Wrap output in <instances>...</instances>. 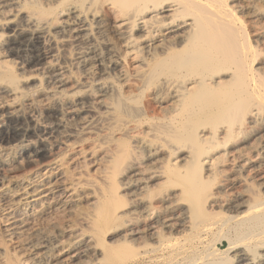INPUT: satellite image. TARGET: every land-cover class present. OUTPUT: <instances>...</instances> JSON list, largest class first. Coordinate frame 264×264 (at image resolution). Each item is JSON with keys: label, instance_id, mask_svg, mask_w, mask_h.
<instances>
[{"label": "bare ground", "instance_id": "bare-ground-1", "mask_svg": "<svg viewBox=\"0 0 264 264\" xmlns=\"http://www.w3.org/2000/svg\"><path fill=\"white\" fill-rule=\"evenodd\" d=\"M0 264H264V0H0Z\"/></svg>", "mask_w": 264, "mask_h": 264}, {"label": "rangeland", "instance_id": "rangeland-1", "mask_svg": "<svg viewBox=\"0 0 264 264\" xmlns=\"http://www.w3.org/2000/svg\"><path fill=\"white\" fill-rule=\"evenodd\" d=\"M32 135H33V137H35V134H32ZM32 135H31V136H32ZM228 244H229V242H228L227 239H226V240H223V243H222L221 247L224 248V247H226Z\"/></svg>", "mask_w": 264, "mask_h": 264}]
</instances>
